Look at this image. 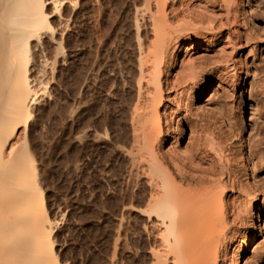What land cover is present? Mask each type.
Segmentation results:
<instances>
[{"label": "bare ground", "instance_id": "6f19581e", "mask_svg": "<svg viewBox=\"0 0 264 264\" xmlns=\"http://www.w3.org/2000/svg\"><path fill=\"white\" fill-rule=\"evenodd\" d=\"M246 1L139 0L134 8V97L131 108L119 112L123 117L115 115L125 141L106 132L115 118L101 135L114 138L115 146L110 144L125 158L129 176L143 186L131 206L139 230L158 242L149 251L151 264H246L243 255L261 232L254 208L260 197L264 205V185L249 180L252 169L242 180L247 169L242 162L264 166V130L251 135L245 153L240 143L245 130L227 102L229 85L248 74V54L263 40L257 28L264 14L246 15ZM75 5L0 0V264H58L55 226L25 132L48 71L65 56L51 19L62 20ZM258 6L264 9V1ZM44 52L53 55L52 62ZM213 84L225 101L205 122L199 102ZM185 127L190 134L184 145Z\"/></svg>", "mask_w": 264, "mask_h": 264}, {"label": "rangeland", "instance_id": "374dc122", "mask_svg": "<svg viewBox=\"0 0 264 264\" xmlns=\"http://www.w3.org/2000/svg\"><path fill=\"white\" fill-rule=\"evenodd\" d=\"M73 1L76 2V9L66 10V15L60 21L58 16L51 19L65 56L56 59L54 71H48L44 81L46 90L38 96L33 117L25 132L28 150L37 168L46 214L55 226L52 235L54 255L58 264H69L68 260L61 261V255L75 260L74 248L84 243L88 247L85 258L79 257L81 264H84V259L87 264H151L149 251L153 248V251L157 250L158 247H154L157 241L149 231L146 234L143 229L139 230L138 226L141 225L137 224L138 217L134 216L136 213L131 206L139 200L135 199L143 193V186L139 184L141 181L129 176L125 158L113 147L114 138L125 141V136L122 137L125 130L120 127L124 131L118 130L117 134L119 126H116L118 118L124 115L123 109L126 108V112L131 108L134 97V73L131 74V69L135 68L133 62L136 56L133 54L136 55V50L135 43H132L135 40L132 38V27L134 8L140 2ZM263 1L247 0L244 13L251 15L257 11L263 15L264 9L258 6ZM257 34L263 38L259 47L252 49L250 46L241 54L244 58L252 49L248 54L251 56L247 61L248 74L243 73L240 84L229 85L231 95L227 100L235 112L238 127L245 130L240 140L245 153L248 152L251 135L264 130L263 22L259 23ZM44 53L48 62H52L53 55L50 57V53ZM129 79H132V83ZM217 88L218 85L213 84L209 93L201 96L198 114L205 122L209 119L206 116L215 111L218 102L225 101L224 93ZM127 96L130 104L127 103ZM119 112L122 114L119 115ZM111 118L117 122L113 119L114 123ZM108 124H113L111 126L116 127V131ZM108 127L111 132L106 131ZM189 130V127L182 130L184 145L189 139ZM104 131L114 138L109 136V141L108 136L102 137L105 136L101 135ZM20 132L22 136L23 130ZM81 134L86 135L82 138ZM242 164L247 168L242 171V180L252 169L253 175L249 180L264 185V166L253 169L252 161L248 163L246 158H243ZM134 180L138 183L135 184ZM139 185L141 191L138 190ZM262 203L260 197L254 208V214L259 216L255 227L261 232L257 233L248 253L243 255L246 264H264ZM68 212L70 219L67 228L58 235ZM247 221H253L252 215Z\"/></svg>", "mask_w": 264, "mask_h": 264}, {"label": "trees", "instance_id": "16d2710c", "mask_svg": "<svg viewBox=\"0 0 264 264\" xmlns=\"http://www.w3.org/2000/svg\"><path fill=\"white\" fill-rule=\"evenodd\" d=\"M70 219V212L67 213L66 215V222L64 223V225L61 227V229L58 231V235H61L65 232L66 228H67V222L69 221ZM69 247V245L65 248L67 249ZM87 244H79V246L75 247L74 248V252H73V255L76 257L75 260H72L70 257H66V256H62L61 255V261H65V260H68L69 261V264H81V259L79 258L80 256H82L83 258H85V255H86V251H87ZM84 264H87V262L85 261L84 259Z\"/></svg>", "mask_w": 264, "mask_h": 264}]
</instances>
